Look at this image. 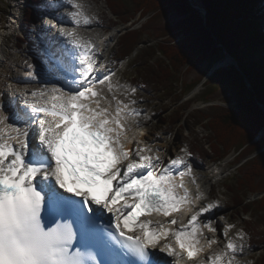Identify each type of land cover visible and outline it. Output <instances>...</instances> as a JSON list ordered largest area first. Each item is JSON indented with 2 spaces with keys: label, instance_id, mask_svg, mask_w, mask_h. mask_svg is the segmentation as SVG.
Wrapping results in <instances>:
<instances>
[{
  "label": "snow or ice",
  "instance_id": "1",
  "mask_svg": "<svg viewBox=\"0 0 264 264\" xmlns=\"http://www.w3.org/2000/svg\"><path fill=\"white\" fill-rule=\"evenodd\" d=\"M42 7L45 71L29 65L7 104L0 93V264H243L251 237L219 222L188 146L172 154L171 133L143 131L156 114L101 59L106 38L78 30L99 16Z\"/></svg>",
  "mask_w": 264,
  "mask_h": 264
},
{
  "label": "trees",
  "instance_id": "2",
  "mask_svg": "<svg viewBox=\"0 0 264 264\" xmlns=\"http://www.w3.org/2000/svg\"><path fill=\"white\" fill-rule=\"evenodd\" d=\"M104 1L112 15L124 24L134 21L137 16L139 19L147 18L139 24V28L126 31L119 39L122 60L127 59L134 46L140 43V37L151 32L153 27L150 25L161 26L158 24L160 17L174 14L178 18L171 28L166 30L164 27L168 26L165 25L154 33L160 42L152 48L151 58L158 55L162 58L154 64L157 67L155 82L151 84L146 78L144 83L134 81L135 86L143 91L157 84L159 87L153 91L170 97L174 95V86H180L179 97L184 96L198 83L188 86L179 75L180 69L186 65L193 69L202 64L208 68L224 59V53H229L236 60L240 70L238 74L235 75L233 70L214 71L197 95L198 101L207 104L220 99V92H223L220 90L224 89L223 93L240 102L236 111L212 105L207 114L201 115L198 120L203 125L208 123L209 131L216 135L214 141L212 139L208 143L214 155L212 162H220L232 152L237 153L233 159L238 163L248 154L264 147V0H198L206 12L204 20L193 8L195 4L188 0ZM26 19H31L30 13ZM149 62L147 60L146 64ZM140 74L144 76L145 73ZM244 78L249 82V89L242 82ZM260 129H263L262 137L258 136ZM253 140L256 142L250 144ZM237 172L238 175L234 177L237 185L231 187L235 204L241 206L244 195L264 191V153L245 161ZM248 205L264 213V196ZM245 231L253 239L251 242L260 244L261 239L255 238L256 230ZM260 261L264 264V256Z\"/></svg>",
  "mask_w": 264,
  "mask_h": 264
},
{
  "label": "rangeland",
  "instance_id": "3",
  "mask_svg": "<svg viewBox=\"0 0 264 264\" xmlns=\"http://www.w3.org/2000/svg\"><path fill=\"white\" fill-rule=\"evenodd\" d=\"M82 1L85 6L87 5V7H85L86 11L98 15L102 22V26L94 24V26L91 27L93 29L92 31L86 29L84 32H88L87 35L97 43L101 40L98 39L99 36L104 37V34L106 33H109L111 34L110 36H112L111 39L109 38L110 40L108 39V42L105 43L104 49L101 53V59L104 61V58H107L105 63H107L109 67L117 69L122 81H127L134 86V81H142L144 83L145 78L151 84L155 82L157 67L154 64L162 57L158 55L151 58L153 54L152 48L155 47V43L160 42L159 39H157L158 36L154 33L159 31V28L162 26L164 27L167 25L168 27L164 28H169L178 20L177 16L174 14H164V17H160L161 19L158 18V24L161 26L158 28V26L150 25L153 27L151 32L148 33V35L140 37V43L137 46H134L132 53L127 59L122 60L121 55H123V52L121 51V48H119V39L126 31L139 28V24L143 23L147 18L139 19V16H137V19L135 18L134 21L124 24L119 18L112 15L104 0ZM188 1H192L195 4L193 7L203 9L198 0ZM46 2L47 0H36L35 2L33 0H0V34L3 37L1 39L3 42H0V44H2L1 57L3 56V63L2 66H0V93H3L4 95L11 94L15 91L12 89V86L17 85L16 82H13V84L12 82H9L7 84L6 81L8 80H4L7 78V73L9 74V77H13L19 72H24V68L31 71L29 65H35L33 61L36 63L35 56L33 57V54H31L29 50H33L32 46L38 50L36 45L38 28H41V20H48V10L42 7ZM53 2H55V0H53ZM196 11L202 15L204 20L205 17L203 13L199 10ZM28 13L31 14L30 20L26 19ZM156 16L157 15H155V17ZM30 21H33L36 24L34 26H29ZM150 21L151 20H149V22ZM22 26L23 31L20 30ZM103 27L106 28H104L105 30H102L103 32L101 33L99 29ZM93 33H95L94 36H90ZM15 36H23V38L22 42L18 44V52L13 53L12 49L10 50L9 48L14 43ZM177 40L178 39L175 41ZM226 54L231 56L229 53ZM143 55L145 58L141 60L140 57ZM147 60H150L149 64H146ZM233 60L237 65L236 60L234 58ZM113 61H123V66L121 67L119 64H113ZM222 62L223 59L219 62L213 63L208 68L206 67V64H202L195 66L193 69L187 65L180 69L181 71L179 75L185 80L188 86L198 83L189 94L184 96L182 95L179 97V95H181L180 86H174V95L170 97H165V95L158 93L156 90L153 91V89L159 87L157 84L153 88H146L147 91H143L139 88V97L144 103L139 104L138 107L156 114L153 118L154 122H149L147 127L143 129L149 135L155 134L158 131H162L165 137L168 133L172 134V139L169 140L171 146L174 147L172 154H177L180 147L184 145L188 146L193 154V174L196 180H198V174H200V172L205 173V175L201 176L203 184H205V187L203 188L205 195L208 196L209 199L218 198L222 202V207L215 213L218 219L223 217L219 222L221 224L233 223L244 230H249L250 232H252L251 230L253 229L256 230L255 233L257 236H255V238H260L261 240L259 241L261 242L260 244H255V242H251L253 239H250L253 249L243 258V264H248L250 261L253 262V264H261V257L264 256V213L259 212V209H256V207L252 208L248 204L263 197L264 191L259 190L258 192H250L248 195H244L242 205L239 206L235 204L233 200L231 186L237 185L234 183V177L238 175L237 168L245 161L251 160L255 156L264 153V147L248 154L238 163L233 159L237 153L232 152L224 160L217 163L212 162L211 158L214 157V155L213 152L209 150L208 143L212 142V139L214 141L216 135L212 131H209L208 123L205 125L198 123L201 115H206L208 108L212 105L224 107L231 111H236V108L240 106L239 101L235 98H230L229 94L223 93L225 92L224 89L220 90L223 91L220 92L222 93L220 99L217 98L213 100L214 102L203 104L201 101L197 100V95L202 92L205 82L213 74V72L209 74L211 69L216 68L214 71L217 72L222 70H233L235 71V75L238 74L237 71H240L238 65L236 67L234 64L217 66L218 63L221 64ZM40 64L42 65V63ZM42 70L45 71L44 68H42ZM143 72L145 73L144 76L140 74ZM238 79L239 78L237 77V80ZM245 80L247 79L244 78V81L242 82L244 86L249 89V82H247L248 80ZM226 83L227 85L229 84L228 82ZM147 92H149V94ZM260 108L262 109V107ZM262 130L263 129H260L258 131L260 132L258 133L259 137L263 136ZM162 142H165L163 137L161 138V143ZM255 142L256 140H253L250 144ZM233 190L235 191L236 189Z\"/></svg>",
  "mask_w": 264,
  "mask_h": 264
},
{
  "label": "bare ground",
  "instance_id": "4",
  "mask_svg": "<svg viewBox=\"0 0 264 264\" xmlns=\"http://www.w3.org/2000/svg\"><path fill=\"white\" fill-rule=\"evenodd\" d=\"M78 2H80V3H82V4H84L83 3V1L82 0H78ZM85 5V4H84ZM85 7H87V5L85 6ZM85 11H86V9H85ZM64 12H65V8H60V9H58L57 11H56V15H63L64 14ZM49 14H48V17H52V13L49 11L48 12ZM86 14H91V12H87L86 11ZM49 19V18H48ZM94 26V24L93 25H91L90 27H93ZM104 28H106V27H103V28H101V29H99V31L102 33L105 29ZM79 31H80V33H81V35H83V36H85V37H89V35H87V33L88 32H84V31H86V28H80V29H78ZM103 30V31H102ZM40 31L42 32V30L40 29ZM38 32H39V28H38ZM94 34L95 33H93V34H91L90 36H94ZM111 34H109V33H106V34H104V37L102 36H99V40L100 39H105V43L106 42H108V39L110 38L111 39V37L112 36H110ZM101 37V38H100ZM3 37H2V35L0 34V42H3L1 39H2ZM109 39V40H110ZM1 47H2V44H0V66H2V63H3V60H2V57H1ZM39 48H40V50H37V51H35V54L33 55V57L34 58H39L40 59V52L41 51H43L44 50V48L42 47V46H40V43H39ZM29 52L31 53V54H33L34 53V51L31 49V50H29ZM30 54V55H31ZM37 56V57H36ZM104 58V57H103ZM32 62V61H31ZM34 62V64L36 65V63H35V61H33ZM7 63V62H6ZM42 63V62H41ZM5 64V63H4ZM225 66V65H229V63H228V60L227 61H224V62H222L221 64L220 63H218L217 64V66ZM24 68V67H23ZM29 69H25L24 68V72H19L18 74H17V78H18V80H16V82H18L17 83V85H14V86H12V89H14L15 91H17V93H19L20 91H23L24 89H26L27 87L25 86V85H23L22 83H24V81H23V79H27V73L29 72L28 71ZM43 71V70H42ZM18 72V71H17ZM26 83H27V81H26ZM18 90H20V91H18ZM3 99H4V101H5V104H7V101L8 100H10V99H12V96H11V94L9 93L8 95H4L3 96ZM144 131V130H143ZM146 132V131H145ZM146 134H148L147 132H146ZM149 135V134H148ZM161 146H167V147H169V149H170V151L172 152L173 151V148L174 147H172L171 146V142L170 141H167V143L165 144V142H162L161 143ZM199 172V171H198ZM202 175H205V173L204 172H200V174H198V180H197V182L201 185V189L203 190V188L205 187V184H203V181H202V179H201V176ZM186 180H189L190 178H188V177H186L185 178ZM190 187H194V186H191L190 185ZM209 235H211V234H209Z\"/></svg>",
  "mask_w": 264,
  "mask_h": 264
},
{
  "label": "water",
  "instance_id": "5",
  "mask_svg": "<svg viewBox=\"0 0 264 264\" xmlns=\"http://www.w3.org/2000/svg\"><path fill=\"white\" fill-rule=\"evenodd\" d=\"M193 8H194L195 10H199L200 12H202L203 15H204V17H205V15H206L205 10L200 9V8H197V7H193ZM224 55H225V58L223 59V62L228 60V63H229V64H234V65H236V63H235L234 60H233V57L229 56V55L226 54V53H224ZM219 66H220V65H219ZM236 67H237V65H236ZM215 69H216V68H215ZM215 69H214V68L211 69V70L209 71V74H211L212 72H214ZM245 81H247V80H245ZM247 82H248V81H247ZM247 82H246V83H247ZM248 86H249V84H248ZM262 109H263V108H262ZM263 111H264V109H263Z\"/></svg>",
  "mask_w": 264,
  "mask_h": 264
}]
</instances>
